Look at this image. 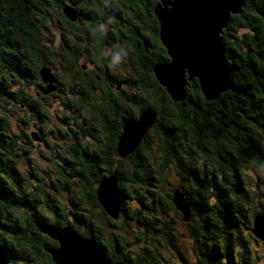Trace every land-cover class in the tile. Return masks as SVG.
Segmentation results:
<instances>
[{
  "label": "trees",
  "instance_id": "1",
  "mask_svg": "<svg viewBox=\"0 0 264 264\" xmlns=\"http://www.w3.org/2000/svg\"><path fill=\"white\" fill-rule=\"evenodd\" d=\"M52 1L0 0V231L5 235L3 238L6 239V233L16 234L20 241L15 244V252L7 242H0V247L11 259L9 263L54 264L41 244L44 241L42 235H45L41 232V224L52 228L71 226L79 235L95 239L115 263L147 264L141 263L142 260L152 261L154 258L149 254L135 258L126 255L124 237L110 232L111 227L122 229L123 222L107 215L99 203L97 189L103 179L115 175L121 195V216L126 221H133L126 208V199H132L135 194L130 189L163 186V177L171 165L178 169L182 184L167 195L168 206L176 211L171 201L179 189L191 207V220L187 223L190 237L203 238L214 246L208 249L204 245L203 249L200 245L203 264H221L222 256L216 253L219 247L214 244L219 240L223 245L230 242L224 245L228 264H238L234 249L242 237L241 219L250 223L251 218L252 230L254 218L263 214L257 207L263 199L264 179L249 176L247 170H264V0H244L242 14L232 16L221 34L231 72V88L218 100L207 101L194 80L188 83L186 99L180 103L172 101L153 72L156 64L170 60L160 41V26L154 13L159 0H112L120 4L117 10L106 5L107 0H80L92 7V14L66 4L59 10L63 37L76 36L79 42L84 31L65 16L64 8L73 9L76 18L79 15L82 21L93 19L86 32L91 35L89 38L97 60L102 58V51L107 47L122 59H131V52L138 57L136 63H141L142 67L138 69L142 71L136 72L133 85L127 83L137 91L128 97L129 100L118 93L122 90L119 78L115 77L111 86H107L108 68L98 78L94 72L85 70L80 63L84 54L71 44L77 43L74 39L57 48L44 13ZM69 1L76 6L75 0ZM123 21L129 22V29L120 27ZM100 25L107 26V30L101 31ZM241 31L244 33L240 34ZM157 46L159 53L155 51ZM60 52L62 70L71 82L79 85L81 94L92 100L91 105L83 97L72 102L78 111H87L91 119L87 124L81 118L77 119L76 124L70 123L72 127L62 134L69 138L70 145L66 148L68 157L65 161H53L59 185L50 181L52 194L47 193L45 183L43 187L36 186L27 191L26 187L20 186L15 167L21 156L20 149L15 147L19 136L11 126V111L7 105L19 103L39 116L38 107L26 91L19 88L25 81L24 87L34 86L42 99L59 93L60 82L54 71ZM42 68H48L57 79V92L44 95L39 90H45L47 86L40 76ZM112 86L118 90L112 91ZM97 88L102 93L107 90V94L95 96L94 89ZM123 104L130 106L132 112L122 110ZM146 109L157 111L156 124L136 151L122 158L117 146L123 126L127 121L136 120ZM90 136L96 143L89 142ZM30 137L31 134L29 140ZM154 138L158 139L157 150L161 152L156 158L152 148ZM149 163L157 167L156 173L149 169ZM193 184L197 186L196 191L191 190ZM138 202L143 209L153 207L144 200L138 199ZM39 205L44 214L40 213ZM22 208L30 209L31 215L21 214L17 220L11 218L12 213ZM139 214L142 215L141 210ZM197 216L205 219L196 221ZM139 221L142 223L141 218ZM165 224L161 220L160 224H155L158 225L156 228L144 223L148 233L154 232V241L159 245L173 234L171 226L166 228ZM217 230H224L219 232L222 238L215 239ZM235 234L238 238L233 244L231 240ZM250 235L257 242L261 241L252 233Z\"/></svg>",
  "mask_w": 264,
  "mask_h": 264
},
{
  "label": "rangeland",
  "instance_id": "2",
  "mask_svg": "<svg viewBox=\"0 0 264 264\" xmlns=\"http://www.w3.org/2000/svg\"><path fill=\"white\" fill-rule=\"evenodd\" d=\"M75 2L76 6H73L71 5L72 2L69 0H53L51 5H49V8L46 9V12L44 11L48 18L46 22L47 25L52 29L53 36L57 41V48H62V46L69 44L67 43V41L71 43L74 39V41L77 43L71 44H74V47L76 48L79 47L81 52L84 54L80 61L81 65L85 66V70L89 73L97 72L96 67L98 66V60L96 58L94 48L92 47L93 44L89 38L91 37V35L87 33V27L89 25L88 22L90 21L85 19L82 21V23H78L77 25L84 31V33L81 35L80 42L78 41L79 37L76 36L70 35L63 37V29L59 23L61 19L59 16V10H61L65 6V4L72 6L75 9H77L78 7L81 11L85 10V12L90 14L93 13V9L91 6H87L80 0H75ZM106 5H109L115 10L121 7L117 1L112 0H107ZM242 33L244 32L241 31L240 34ZM59 55L60 56H56L57 62H55V67L57 69L54 71L58 75L60 82L61 91L59 93L53 96H48V98L46 99H42L40 98L41 96L38 94L34 86L24 87V85L26 84L24 83L25 81H23V84L19 88L20 90H25L26 93L30 96V100L34 102V106L38 107L39 116L32 113L29 108L20 106L19 103H12L11 105H7V109L11 111V126L14 129L15 134L19 136L18 144H15V147L18 148L17 150L20 149L21 156H19L20 160H18V163L15 167L16 169H18L20 186L26 187L27 191L32 190L36 186L43 187V184L45 183L47 185V193L51 192L52 194L50 181L52 180L59 185V175L56 167L53 164V161L62 163L68 157L66 148L70 145V142L68 141L69 138L67 139L62 134L65 133V130L68 131V129L72 127L70 126V123H72L73 125L74 123L76 124L77 119L81 118L82 122L86 121V124L87 121L91 119L87 111H85L84 109L78 111L77 105L72 102L73 99L83 97L87 99L86 101L89 105L92 104L91 99H88L87 97L83 96V94H81V88L79 87V85H75L66 76L65 71H63V68L61 67V64L63 62L62 52H60ZM114 62L113 64H109L108 69L109 71H111V73L114 74L115 77L119 78L120 81H122V83L120 84V88H126L129 92H131V94H135L137 92L136 89L133 86L130 87L127 84L129 82H132L131 84L133 85L136 80L134 63L129 62L124 58L122 59L121 55H119L118 53H116V55L114 56ZM49 67L52 68L51 63L49 64ZM105 68L107 69V67ZM94 94L95 96H100L102 95V92L97 88L94 89ZM30 134H35L40 139V141H35L31 137V140H29L28 136ZM89 142L93 144L96 143V141H94L91 136ZM158 144V139L154 138L152 140V148L155 151V158L158 157L159 154H161V152L157 150ZM196 161L201 162L198 161V159ZM151 163L153 164V161H151ZM151 163H149V169L155 171L156 173L157 167L155 165H151ZM247 174L249 176H261L262 179H264V170L262 172H255L254 170L248 169ZM163 180L165 182L163 186L157 185L158 187L152 186L148 189L141 187L131 188V192L135 191V194L133 195L132 199H126V208L133 218V221H126L121 216L120 220L121 222H123L124 227L118 230L111 227L110 232L116 235L121 234L124 237V242L126 243V251H128H125L126 255H130L131 257L135 258V256L142 257L146 254H149V256H153L154 258L152 261L150 259H143L141 263L203 264V259L201 258L203 256L200 255V245H203V249L204 245L209 249V245H211V242L208 243L203 238H191L189 233L190 230L187 226V223L191 220V217L188 222H184L182 213L178 212L177 210L173 211L170 205L168 206L167 203L169 201L167 199V195H171V190L173 188H178V186L182 184V178L179 174L178 169H174L170 165V167H168L165 172ZM195 185L196 184H193V186L191 187L192 191H196L197 186ZM138 199L144 200L145 203H150V205H152L153 207H149L151 209H143L139 204ZM171 202L174 205L173 200ZM38 208L39 210H41L40 213L44 214L43 207L39 205ZM257 209L262 211V216L264 217V194L262 202L257 207ZM140 210L142 212V215L139 214ZM2 212L7 213L8 211L6 212L3 210ZM251 212L252 211H249V214H251ZM31 213L32 212L30 209L22 208L19 210V212H15V214L12 213L11 218L17 220L18 216H20L21 214L27 216L31 215ZM205 214H208V212H206ZM139 218H141L142 223H140ZM200 218L202 219L204 217L197 216L195 219L196 221H200ZM161 220H164L166 222V228L170 225L173 230L172 235L170 233V235H168L167 237H162L164 238V241H162L163 246L159 245V242L154 241L156 240V238H154V232L148 233L144 228L145 225L157 228L158 225L155 224H160ZM193 225L196 227V223H194ZM240 226L242 229V237L241 240H239L240 246L238 252L241 258L243 257V259L235 260H237L239 264H264V242L260 241V243L257 242L253 237H249V235L252 233V230L250 229L251 218L250 223L248 221L245 222L241 219ZM218 228L222 229V226L218 225ZM222 231L224 230H217V233H214L215 239L222 238L219 237V232ZM216 245L217 247L223 249L220 240L216 242ZM49 255L51 256L50 253ZM108 255L109 254H107V256ZM217 256H220V253H217ZM22 263L28 264L26 262ZM220 263L228 264V261L226 262V260L221 257Z\"/></svg>",
  "mask_w": 264,
  "mask_h": 264
},
{
  "label": "water",
  "instance_id": "3",
  "mask_svg": "<svg viewBox=\"0 0 264 264\" xmlns=\"http://www.w3.org/2000/svg\"><path fill=\"white\" fill-rule=\"evenodd\" d=\"M244 0H159L154 13L160 26V41L167 50L169 62L153 68L159 85L165 88L173 102L186 99V87L196 80L207 101H216L232 86L231 72L226 60V49L221 34L233 15L242 13ZM65 16L76 20L75 11L64 8ZM40 76L46 89L44 95L57 92L58 81L48 68H42ZM157 111L144 110L136 120L127 121L118 139V152L122 158L134 153L157 121ZM33 140L40 139L33 134ZM100 205L113 220L122 213L121 195L115 175L103 179L97 189ZM176 210L183 221L191 217L190 205L184 195L173 194ZM41 232L58 243V247L46 248L55 264H125L114 263L103 247L93 238L79 235L71 226L52 228L40 225ZM253 235L264 242V217L256 216ZM8 253L0 248V264H8Z\"/></svg>",
  "mask_w": 264,
  "mask_h": 264
},
{
  "label": "flooded vegetation",
  "instance_id": "4",
  "mask_svg": "<svg viewBox=\"0 0 264 264\" xmlns=\"http://www.w3.org/2000/svg\"><path fill=\"white\" fill-rule=\"evenodd\" d=\"M92 18V17H91ZM91 20H93V19H91ZM90 19H89V21H91ZM75 24H77L78 25V23H82V20L80 19V16L79 15H77V18H76V20H75V22H74ZM89 23V26H90V23L91 22H88ZM120 25V27H124L125 29H129V22H127L126 23V21H123V23H121V24H119ZM88 26V27H89ZM107 26H105V25H100V29H101V31L103 30V29H105V30H107ZM159 46H157V48L155 49V51H156V53H159ZM67 50V49H66ZM131 52V51H130ZM116 55V51H114L113 49H111L110 47H107V48H104L103 49V51H102V55H101V59L100 60H98V66L96 67V71L97 72H94L95 73V76L98 78L100 75H103V74H105L106 73V68L105 67H107V68H109V64H113V62H114V56ZM129 57L131 58V59H126V57L124 58V59H126V60H128L129 62H133L134 63V65H135V72H137L138 73V71H139V67H142L140 64V62H139V65H137V63H136V59H138V57H134L133 56V54H132V52L130 53V55H129ZM115 63V62H114ZM102 67V68H101ZM140 71H142L141 70V68H140ZM139 71V72H140ZM111 78V79H110ZM115 78V76H114V74L113 73H111V71H110V74H109V78H108V87H110L111 86V81L113 80ZM94 81H95V79H94ZM95 83H97V85H100V83H98V82H95ZM113 87V86H112ZM112 87L110 88L112 91H114V90H118L116 87L114 88V89H112ZM119 88V87H118ZM118 93H122V95L124 96V98H126L127 100H129L128 99V97H130L131 95H135V94H131V92H129L126 88H123L122 87V90H118ZM107 94V90H106V93H105V91H103V93H102V95L103 96H105ZM122 110H130L131 112H132V110H131V108H130V106H128V105H125V104H123L122 105ZM16 235V234H15ZM15 235H9L8 233H6V239L5 238H3V236H5V235H3L2 233H1V231H0V242L2 243V244H4V242H7V244L8 245H10V246H12V247H14V252H15V244L17 245V244H19L20 243V241H19V237H16ZM33 235H31L30 237H32ZM35 236V235H34ZM234 236V239L232 238V240L231 241H234V242H231V243H233V244H236L237 243V238L238 237H236V234L235 235H233ZM45 237V235H42V240H44L41 244L44 246V247H48L49 246V243H50V246L49 247H53V248H56V247H58L57 246V242H55V241H53V240H50L51 242H48V237L46 236V238H44ZM40 238V237H39ZM3 239H5V240H3ZM221 242V246L223 247V249L222 248H217V252L216 253H220L221 254V256L226 260V262H227V254H226V249H225V246H226V244L227 243H230V242H225L224 243V245H223V242L222 241H220ZM216 244V243H215ZM210 246V248H213L214 246H213V243H211V245H209ZM217 246V245H216ZM239 246H240V244L239 245H237L236 246V248L234 249V254H235V259H243V257L241 258V256L239 255V252H238V250H239ZM221 249H222V251H221ZM107 255V254H106ZM111 259V258H110ZM9 260L11 261V259L9 258ZM236 262L239 264V262L236 260Z\"/></svg>",
  "mask_w": 264,
  "mask_h": 264
},
{
  "label": "snow or ice",
  "instance_id": "5",
  "mask_svg": "<svg viewBox=\"0 0 264 264\" xmlns=\"http://www.w3.org/2000/svg\"><path fill=\"white\" fill-rule=\"evenodd\" d=\"M169 2H171V0H166V3H169Z\"/></svg>",
  "mask_w": 264,
  "mask_h": 264
},
{
  "label": "bare ground",
  "instance_id": "6",
  "mask_svg": "<svg viewBox=\"0 0 264 264\" xmlns=\"http://www.w3.org/2000/svg\"><path fill=\"white\" fill-rule=\"evenodd\" d=\"M0 248H1V247H0ZM1 249H2V248H1ZM9 261H10V260H9ZM9 261H8V264H10Z\"/></svg>",
  "mask_w": 264,
  "mask_h": 264
}]
</instances>
